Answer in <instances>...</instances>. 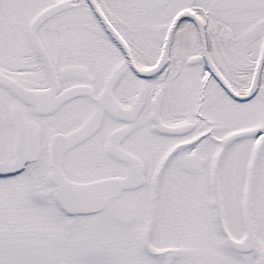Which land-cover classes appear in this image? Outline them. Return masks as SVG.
I'll use <instances>...</instances> for the list:
<instances>
[{"label": "snow or ice", "instance_id": "obj_1", "mask_svg": "<svg viewBox=\"0 0 264 264\" xmlns=\"http://www.w3.org/2000/svg\"><path fill=\"white\" fill-rule=\"evenodd\" d=\"M0 264H264V0H0Z\"/></svg>", "mask_w": 264, "mask_h": 264}]
</instances>
